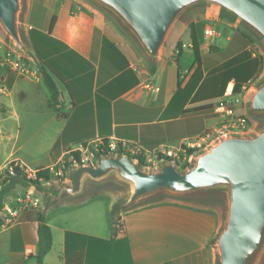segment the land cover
Wrapping results in <instances>:
<instances>
[{
    "label": "crops",
    "instance_id": "crops-1",
    "mask_svg": "<svg viewBox=\"0 0 264 264\" xmlns=\"http://www.w3.org/2000/svg\"><path fill=\"white\" fill-rule=\"evenodd\" d=\"M212 10L215 17L209 18L211 13L207 11L201 20L208 24L203 32L197 29L202 55L225 51L233 35L214 25L221 11ZM108 15L131 35L114 15L92 0H37L35 5L26 0L27 46L38 63L44 62L58 77L63 103L58 108L53 107V100L33 106L36 112L52 110L50 136L31 156L17 155L23 145L15 148L13 144L0 160V172L11 162L31 171L53 168L72 151L111 139L137 144L147 151L179 145L221 124V116L215 111L217 104L227 100L237 110L234 103L246 102L251 93L245 90L247 81L264 73V57L260 59L261 54L253 47L218 62H196L192 68L188 61L182 77L179 64L163 55L151 62L154 65L141 63L139 68L135 51L123 46ZM238 23L234 19L232 25ZM212 24L218 33L209 37L205 30ZM17 81L16 77L9 89H14ZM207 105L211 108L195 111ZM6 128L2 125L0 129V144ZM32 187L23 182L10 186L0 194V206L4 203L10 207L11 199ZM40 193L46 199L41 212L35 208L23 210L10 225L4 224L6 217L0 221V264L214 262V240L225 221L226 202L224 207L208 202L213 195H169L158 202L120 209L116 215L112 202L104 205L97 198L66 200L62 201L63 208H75L52 217L53 205L48 207L51 203ZM40 214L53 236L52 248L42 263L38 259Z\"/></svg>",
    "mask_w": 264,
    "mask_h": 264
},
{
    "label": "water",
    "instance_id": "water-1",
    "mask_svg": "<svg viewBox=\"0 0 264 264\" xmlns=\"http://www.w3.org/2000/svg\"><path fill=\"white\" fill-rule=\"evenodd\" d=\"M112 15L137 40L152 62L163 55L174 26L190 9L210 7L243 23L264 42V0H92ZM23 0H0V27L14 44L30 54L21 32ZM254 114L264 115V81L250 98ZM195 163L181 171L175 161L143 169L131 155L109 154L96 165L69 169L58 185L31 184L48 203L63 195H80L87 180L115 175L130 184L123 207L166 193L213 195L225 199V221L214 240L219 264H257L264 252V127L255 135L226 136L198 152Z\"/></svg>",
    "mask_w": 264,
    "mask_h": 264
},
{
    "label": "rangeland",
    "instance_id": "rangeland-1",
    "mask_svg": "<svg viewBox=\"0 0 264 264\" xmlns=\"http://www.w3.org/2000/svg\"><path fill=\"white\" fill-rule=\"evenodd\" d=\"M36 1L37 0H32V2H34V5L36 4ZM207 8L208 7H201V8L190 9L186 11L177 21L167 42L165 43L163 57L165 59L173 60L175 63L179 64L180 71H181L180 73L181 77L182 75L186 74L184 72V69H185L184 64H187V62L190 61V66L192 68L194 64L198 62L194 56L193 49L191 47V42H192L191 26L195 24L196 30L199 29L200 31L203 32L205 26L208 23L204 20H201L203 19L202 17L206 15L207 11L211 13L210 16L215 17V13L213 12L212 8H208V9ZM25 9H26V0H23V10L21 13V32L26 42L27 37L25 36L26 31H25V26H24ZM108 17L111 20V22L114 24V26L117 28V30L119 31L120 40L123 46L126 47L127 49H132L135 51L134 58L136 60L137 67L140 68L141 63L148 65V67H150L151 65H154V64H151L152 61L150 60L148 61L145 59V57L143 56L141 52V49L134 42L133 37L129 35L117 23V21L113 17H111L110 15H108ZM32 22L33 21H30V23ZM213 22H214V25L217 27L218 25H220L219 28L222 30V32L232 31L234 33L236 29H245L251 32L257 39L254 44V48L256 49V52L260 53L264 57L263 40H261V38L258 35H256L253 31H251L243 23L239 22L238 25L234 27L232 25L234 22V18L229 16L225 12H221L220 19L213 20ZM215 38H213L212 41ZM179 43H183L186 45L183 48L182 52H180V55H178V52L176 50V47ZM21 55L32 58L34 60V62L32 63L33 69L36 72L40 71V64L38 63L34 55L32 53L27 54L25 51L17 47L14 44V42L9 38V36H7L6 33L0 27V56L15 59ZM172 55H174V57H172ZM5 68L7 69L8 66H5ZM16 77L18 78V81L14 89H9L8 91H5V92H0V129L2 125H4V128L7 127L6 128L7 131H2L3 133L1 132L2 140L0 144V160L5 158L9 154L13 144H15V148H18L19 146L23 145L22 149L16 152L17 155L18 153H20L26 156H31L32 153H36L39 149L43 147V142H45L49 138L50 133L48 132H50V129L52 128V123L50 122L52 118L51 116L53 115L52 110L47 109V110H44V112L42 111L36 112V109L34 108L37 103L43 104V102L48 103V101L52 100L51 92L46 86V84L44 83L43 78L42 77L41 79L39 78L40 80L34 79V78L30 79L25 75H20L17 73H16ZM255 80H256V85H255L256 87L264 81V73L262 74L261 77ZM245 90H249V89L245 88ZM253 90L252 89L250 90L251 93L249 94V98L248 100H246V102H244L243 100H242V103L233 102L235 106L237 107V110L234 111L236 115L246 116L249 118L251 122L252 129L246 135H255L262 129V127H264V115L254 114L250 108V98L253 93ZM51 103H53V107L55 106L56 108H58L56 103H54L53 101ZM237 103H239V106L236 105ZM14 110L16 111V113H14ZM106 142L108 141H104V143ZM92 144L93 145H91L90 149H94V147L96 146L95 143H92ZM79 151H80L79 156L81 158L84 153V150L79 149ZM96 157H98V162H99L100 160L99 155L96 154ZM194 158L191 161L181 160L180 162H177V166L179 167L181 171H185L195 163ZM73 159L78 160L77 157H75V155L73 154H70L69 156H66L65 158L62 159V161L65 162L64 165H66V171H67L62 175L61 174L58 175L54 172L56 167L59 165V163L54 165L55 169H52V173H53L52 180L49 182H44L43 184L50 185L51 183H54L58 185L61 181H64V180L68 181L69 169L77 165V163ZM97 163H95V165ZM142 167L145 170H151V169L157 168L154 165L153 166L148 165L147 163L145 166L142 165ZM0 187H1L0 194L8 190V187L6 186V184H4L2 179H0ZM130 190H131L130 184L122 181L115 175H110L99 181L87 180L85 183L84 190L80 195L72 198L68 196V194H65V196H62L59 200L52 202L48 207L53 205L52 209H53V213L55 214L52 217H55V216L58 217L61 211L65 212V210L67 209L71 210L75 208L74 206L67 207L66 209L63 208L62 201H66V200L80 201V200H89L91 198H97L98 200L103 201L102 203L104 205H108V203L112 202L113 214L116 215L120 209L125 208V210H127L130 208L138 207L142 204L158 202L160 200L166 199L165 198L166 196L171 195V194L163 193L153 198H149L147 200L137 202L131 206L123 207L125 201H127L129 197ZM19 196L23 198H30L31 200L38 202V204L34 206V204H32V201L29 199L27 201L26 210L35 208V209H38L39 212H41L46 207L45 197L37 189L33 187L28 189L25 193L18 194L16 196V199H14V201L13 199H11V204L9 203L10 207L16 208V209L20 208V204L18 203V200H17V197ZM208 199H210V200H207L208 202H212L213 204H218L221 207L225 206L224 198L221 196L220 197L212 196ZM2 204L3 206L2 205L0 206V210L2 211L1 213L2 216H0V221L2 219H3L2 221L5 220L7 209L9 207L8 205H5L4 203ZM213 251L215 253L213 264H219L218 251L215 250L214 248H213ZM257 264H264V252L261 255Z\"/></svg>",
    "mask_w": 264,
    "mask_h": 264
},
{
    "label": "built area",
    "instance_id": "built-area-1",
    "mask_svg": "<svg viewBox=\"0 0 264 264\" xmlns=\"http://www.w3.org/2000/svg\"><path fill=\"white\" fill-rule=\"evenodd\" d=\"M210 17L211 16H209V18ZM205 33L207 36L213 37L218 33V29L212 24L205 30ZM33 62L34 60L32 58L25 57L23 55L18 56L15 59L0 56V92H5L9 90V87L7 85V79L8 73L10 71H15L17 74L25 75L30 79H39L41 77L40 72H36L33 69ZM5 66H8V68L6 69ZM255 85L256 80L249 79L245 85V88L253 90ZM215 110L221 116V124L209 127L203 133L197 136L186 138L179 145H164L158 148L157 150L147 151L137 144L118 142L115 139H111L108 140V142L106 143H104V141L95 143L96 146L94 147V149H90L91 145H93L92 143L86 145L82 148L84 150L82 157L78 160H73L77 163V165H95V163L98 162V157H96V154L99 152L108 151L107 155L111 153L127 155L128 153H130V155L132 156L143 157L145 158V161L148 165H154L155 167H157L161 162L169 160H173L177 164V162H180L181 160L191 161L198 152L208 149L212 144L216 143L218 140L226 136L233 134L246 135L252 129L249 118L242 115H236L227 100L217 104ZM64 164L65 162L61 160L56 169L54 167L51 169H55L54 172L56 174L62 175L67 172L66 165ZM15 165H20L22 168H25L29 177L35 176V171L27 170L24 165L19 163H15ZM12 169L13 168L10 167L11 171ZM29 199L30 198H23L21 196L17 197L18 203L20 204V208L16 209L8 207L6 213V220L4 222L5 225H10L16 220L21 211L26 210L27 201ZM31 201L34 206L38 204L37 201Z\"/></svg>",
    "mask_w": 264,
    "mask_h": 264
},
{
    "label": "trees",
    "instance_id": "trees-1",
    "mask_svg": "<svg viewBox=\"0 0 264 264\" xmlns=\"http://www.w3.org/2000/svg\"><path fill=\"white\" fill-rule=\"evenodd\" d=\"M56 17L57 15L55 13L51 21V26H50L51 29L53 28L55 24ZM191 38H192L191 47L193 49L195 58L197 59L198 62L202 63L205 61V63L207 64L210 63V61L218 62L221 59L228 58L229 56H232L236 54L237 52L245 50L249 47L254 48V44L257 40L256 37L251 32L245 29H236L225 51L221 53L202 55L200 52L199 38H198V33L196 30L195 24L191 26ZM184 47H185V44L183 43H179L177 45L176 50L178 52V55H180V52H182ZM172 57H174V55H172ZM259 58L263 60L262 55H259ZM39 64H40V72L42 74L43 81L51 92L52 100L54 103L57 104L58 107H60L63 103V99H62V91L60 90L58 86V82H57L58 77H56L53 71L44 62H39ZM15 78H16V72L11 71L7 79V85L9 88L13 86ZM209 108H211V106L209 107V105L201 106V107H197L195 111H203ZM71 154L75 155L77 159L80 158L79 150L72 151ZM107 154H108V151L97 153V155H99V158H101L102 155H107ZM127 155H130V153H128ZM132 157L137 159L141 165L143 166L146 165L145 158L136 157V156H132ZM10 167L13 168L12 171L10 170ZM52 177H53V173L50 167L39 168L35 171L34 177H29L25 168H22L20 165H15L14 162H11L9 166H7L3 171L0 172V179L3 180L4 184H6L8 188L18 182H23L27 185L43 184L44 182L51 181ZM28 211H30V209ZM38 218L40 221L39 226H38V234H39V241H40V252L38 255V259L40 263H42L43 257L52 248L53 236H52L51 227L44 222V218L42 217L41 214L39 215ZM117 232H118V226L115 228L113 236H116Z\"/></svg>",
    "mask_w": 264,
    "mask_h": 264
},
{
    "label": "bare ground",
    "instance_id": "bare-ground-1",
    "mask_svg": "<svg viewBox=\"0 0 264 264\" xmlns=\"http://www.w3.org/2000/svg\"><path fill=\"white\" fill-rule=\"evenodd\" d=\"M233 85V84H232Z\"/></svg>",
    "mask_w": 264,
    "mask_h": 264
}]
</instances>
